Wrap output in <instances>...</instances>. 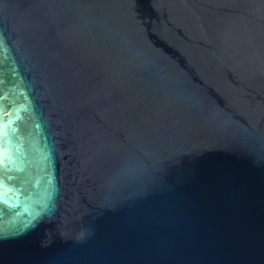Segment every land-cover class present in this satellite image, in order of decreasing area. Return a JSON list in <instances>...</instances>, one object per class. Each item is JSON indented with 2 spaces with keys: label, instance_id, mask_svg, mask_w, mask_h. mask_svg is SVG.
I'll use <instances>...</instances> for the list:
<instances>
[{
  "label": "water",
  "instance_id": "95a60500",
  "mask_svg": "<svg viewBox=\"0 0 264 264\" xmlns=\"http://www.w3.org/2000/svg\"><path fill=\"white\" fill-rule=\"evenodd\" d=\"M0 264H264V0H0Z\"/></svg>",
  "mask_w": 264,
  "mask_h": 264
}]
</instances>
